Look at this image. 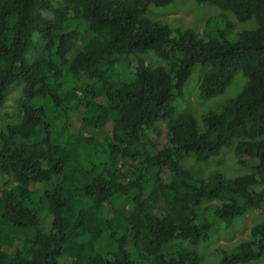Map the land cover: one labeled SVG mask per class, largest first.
<instances>
[{
	"label": "trees",
	"instance_id": "16d2710c",
	"mask_svg": "<svg viewBox=\"0 0 264 264\" xmlns=\"http://www.w3.org/2000/svg\"><path fill=\"white\" fill-rule=\"evenodd\" d=\"M62 1L0 0V108L14 85L22 96L0 132V264H200L171 246L206 243L205 212L226 223L264 207V0H193L254 20L235 41L145 18L174 0ZM148 52L165 65L147 66ZM196 66L202 100L245 80L203 130L173 106ZM231 147L250 174L198 179L180 165ZM250 237L218 264L264 257V221Z\"/></svg>",
	"mask_w": 264,
	"mask_h": 264
},
{
	"label": "rangeland",
	"instance_id": "374dc122",
	"mask_svg": "<svg viewBox=\"0 0 264 264\" xmlns=\"http://www.w3.org/2000/svg\"><path fill=\"white\" fill-rule=\"evenodd\" d=\"M53 3L55 7L63 5L62 0H53ZM44 15L48 18L53 17L51 13H44ZM145 18L158 21L172 30H190L203 41L218 38L221 35L230 41H235L239 33L252 31L257 28L254 20L239 22L230 12L222 11L209 4L197 5L193 0H174L171 5L164 8H156L150 5L145 12ZM34 41L36 51L31 55V59L39 51L40 37L35 35ZM141 58L149 67L165 65V62L159 60L151 52L143 54ZM204 71L205 68L202 69L199 66L193 68L183 87L182 98L177 99L173 103L175 112L177 114L191 115L196 121L199 130H203V114L207 111L219 112L223 104L237 95L245 83L244 78L237 74L222 95L202 100L198 96V86ZM21 103V85L16 84L10 89L3 106L0 108V132L6 125L19 121ZM80 125L79 122L75 121L73 127L77 130ZM82 134L84 137L91 136V133L87 130L83 131ZM253 164L249 160L244 165L239 164L233 154V147L223 149L218 157L212 158L205 163H195L190 155L185 156L180 161L181 167L198 179H205L213 170L218 171L228 179H234L250 174ZM159 203L162 205L161 201ZM211 204L216 206L220 203L212 202ZM206 205L201 207L198 212H201ZM202 217H205L213 224V231L206 243L190 246L185 242L178 241L173 243L171 247L185 252L196 253L200 264H218L222 250L229 251L239 243L250 241L251 228L264 221V207L260 210L248 211L245 215L226 223L215 221L208 211ZM246 264H264V257Z\"/></svg>",
	"mask_w": 264,
	"mask_h": 264
}]
</instances>
